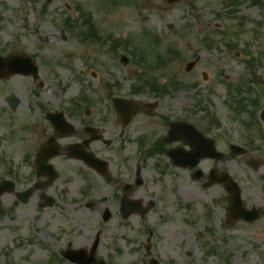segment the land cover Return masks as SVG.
Masks as SVG:
<instances>
[{
	"label": "rangeland",
	"instance_id": "1",
	"mask_svg": "<svg viewBox=\"0 0 264 264\" xmlns=\"http://www.w3.org/2000/svg\"><path fill=\"white\" fill-rule=\"evenodd\" d=\"M226 1L115 0L114 6L109 0H0V55L25 53L31 55L38 66V77L35 80L24 75H13L0 80V179L8 178V174L5 177L2 175L6 174L7 169H11L25 183L31 167L23 161V151H28L30 146L36 147L45 136L51 134L45 113L70 109L71 100L80 95H85L90 101L85 104H88L89 114L83 121L95 125L114 143L103 153L113 163L115 139L121 127L112 109V96L135 98L141 105V110L125 127L123 141L117 142L122 146V151L116 154L119 160L133 153L137 137L148 135L150 138H158L164 134L161 117L177 112L189 101L188 96L195 93V90H178L170 96L175 97L173 100L168 96L163 98L154 95L147 89L139 94L133 93L132 86L137 84V73L157 75L158 79H162L164 69L150 71L136 68L131 60L126 66L122 65L119 55L124 53L125 47L111 53V39H128L127 46L139 51L149 62L168 56L169 48L180 52L181 57L174 58L171 66L165 67V72L168 75L174 72L186 83L196 82L201 97L211 100V109L218 120L229 126L231 138H241V119L233 118L229 113L225 83L220 74L225 71V75L232 80L239 78L244 56L241 52L237 57L221 53L223 49L209 51L204 48L201 39L204 35H211L212 40L223 41V32L229 29L236 32L238 29L240 13L227 15L230 8ZM78 4L92 14L97 31L105 40L80 42L73 33L78 31L77 28L70 32L64 27L65 17L78 21ZM237 6V11L240 12V3ZM144 32L147 34L144 35ZM151 35L159 39L157 44L150 41ZM69 53L74 55L67 56ZM197 53L200 60L186 73L183 69L185 63L193 60ZM128 57L132 59L129 55ZM91 73H94L93 78L89 77ZM201 73L206 76L205 81ZM10 95L18 100L14 111L8 108L5 101ZM154 103L155 109L146 107L147 104ZM179 114L184 115L181 111ZM218 146L225 148L222 141ZM158 156L144 161L146 167L141 173L150 181L159 179L157 170L164 168L163 162L166 160ZM245 159L242 155L232 157L229 164L232 175L247 169ZM60 162L62 166L59 169L63 172L61 178L47 189V193L55 198V206L39 212L37 220L34 219L38 211L35 207L36 198L24 205L15 206L12 193L0 197V264H45L47 253L39 243L44 242L50 224H55L61 215L65 216V212L58 213V206L65 208L61 202L75 197L78 186L77 177L69 171L74 170V167ZM258 169L264 172V165ZM9 179H13L12 176ZM184 180L186 181L185 174ZM95 186L101 190L105 185L97 182ZM21 187L22 184L17 183L16 189ZM64 190L67 191L66 199L59 197ZM253 191L257 193V189ZM219 193V188L214 186L206 189L204 195L200 193L198 197L195 196L191 214L197 217L200 224L204 222L203 206H208L205 203L211 195L219 196ZM246 197V200H250L249 195L246 194ZM177 200L176 195H169L167 203L162 206L169 218L165 224L167 232L171 229L173 232L183 231L187 227H182L181 224L186 210L178 206ZM107 205L113 207L109 200ZM219 207L212 210L215 217L222 214ZM97 213L94 212L89 219L99 220ZM186 216L188 214L184 218ZM88 217L89 215L83 216L84 219ZM131 218L136 219L137 216ZM214 227V237L206 236L198 244L190 238L185 240L183 249L191 253V264H202L203 260L207 264H223L226 251L231 252L227 264H264L263 220L251 224H234L231 231L225 232L227 239L220 247L218 245L222 240L219 232L223 231L219 230L217 224ZM127 233L133 235V231ZM31 235L35 243L28 241ZM105 243L106 239H103L102 244ZM214 245L215 254L211 252ZM4 252H8V255Z\"/></svg>",
	"mask_w": 264,
	"mask_h": 264
},
{
	"label": "flooded vegetation",
	"instance_id": "2",
	"mask_svg": "<svg viewBox=\"0 0 264 264\" xmlns=\"http://www.w3.org/2000/svg\"><path fill=\"white\" fill-rule=\"evenodd\" d=\"M243 2H245L244 9L242 8L244 19L241 22L238 44L239 51L244 56L241 66L249 72V79L245 74H240V77L234 80L227 76L226 80L234 83L225 90V95L227 100L233 103L232 106H227L229 113L241 119L239 125L243 136L241 135L238 141L245 147L242 156L246 157L244 165L247 169L235 176L232 175L229 169L232 156L229 151L231 141L227 135H222L220 132L223 128L221 123L212 121L210 116H205L206 120L200 122L199 108L195 104L189 109L180 108L164 121V135L158 139V143H155L154 151L171 162L170 154L176 150L180 157L178 161L186 160L185 154L191 149L182 139L184 131L179 130L176 133L175 137L178 139L175 142L169 143L167 137L170 122L185 121L201 132L204 137L212 139L216 149L221 141L225 146L228 144V150L217 149L222 152L223 157L199 159L192 168L180 165L174 167L170 164L172 168H176L175 172L170 174L163 172L159 179L150 181L141 174V166L135 164L132 158L128 157L121 161L117 158L116 154L120 153L121 145L115 142V186L114 191L109 193V198L106 199V202L109 200L110 204H115V211L109 212V217L104 220L102 217L104 209H101L104 202L102 192L93 186L80 187L77 191V199L68 202L65 216L56 220L55 224H50V231L47 232V241L51 246L56 247L55 256L50 252L56 264H85L86 259L78 254L88 256L95 244H97L94 250L95 261L92 264H101L102 261L105 264H191V253L183 249L185 240L192 237L191 228L187 233L185 230L173 232L172 229L167 232L168 227L165 224L169 218L162 206L167 203L168 192L175 194L181 204L190 206L193 205L195 196L198 197L200 193L204 195L206 189H212L215 185L220 190L219 196L211 195L208 202L212 208L222 205L220 207L223 212L219 223L223 224L225 230H230L231 224L226 221L228 219L231 221L229 215L232 204V185L224 178L226 173L238 184L243 208L251 210L255 207L258 210L256 221H264V172L258 169L264 165V130L261 121V113L264 110V0H243ZM247 84L251 86L250 90H247ZM237 95L240 98L232 100ZM235 102H240L242 105L236 106ZM180 111L184 115L179 114ZM94 128L93 126L89 128L76 126L71 130V135L57 138L59 141H65L62 146H58L61 152L58 157H63L64 161L80 163L86 168V170L77 169L75 172L79 182L82 183H86L91 174L99 176L97 171L101 169L95 166V169L87 168L79 160L72 159L69 153L74 154L85 150L86 140L90 136L96 137L99 133ZM224 128L230 129L227 125H224ZM189 132L193 134L192 129ZM218 135L220 137H217ZM96 141L100 140L90 141L86 151L93 152L96 157H99V152L95 151L93 146ZM37 151L38 149L34 152V156L37 155ZM58 157L53 158L52 162ZM194 159L193 156V163L196 161ZM200 169L202 174L197 171ZM106 170L104 174L107 173ZM35 173L36 171L29 185L39 182ZM103 177L105 181L111 180L106 174ZM44 180L47 181V178ZM169 180L175 181L176 184L169 185ZM210 181L218 182L206 188V184ZM255 189L257 193L253 191ZM246 194L250 196V200H246L248 199ZM39 199H43V194L39 195ZM247 202L250 204L248 205ZM122 204L128 207L138 205L139 210H132L127 216H123ZM202 209L204 220L208 221L202 224H212L216 221L211 209L208 210L205 207ZM93 211L98 212L99 220L83 218L84 215H90ZM132 216L137 218L132 219ZM183 220L182 218V227H184ZM91 222L93 223L89 225ZM119 226L123 228L120 230ZM193 226L200 228L201 225L195 222ZM129 231H133V235L127 233ZM197 236L202 237L204 233L198 231ZM103 239H106L105 244H102ZM221 240L218 247L224 245L225 239ZM215 251L216 245L211 249L213 254ZM225 257L229 259L230 252L226 251ZM205 261L203 260L202 264H207Z\"/></svg>",
	"mask_w": 264,
	"mask_h": 264
},
{
	"label": "water",
	"instance_id": "3",
	"mask_svg": "<svg viewBox=\"0 0 264 264\" xmlns=\"http://www.w3.org/2000/svg\"><path fill=\"white\" fill-rule=\"evenodd\" d=\"M15 58V57H7L5 59H0L4 65V67L6 68V74L7 73H11V72H20V71H24L26 73L32 72L33 68H31L28 64L26 63H21V62H16V63H12L10 64V61ZM22 61V60H20ZM5 74V75H6ZM4 76V75H2ZM10 105L13 106L15 104V101L13 99H9L8 100Z\"/></svg>",
	"mask_w": 264,
	"mask_h": 264
}]
</instances>
